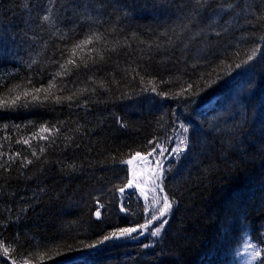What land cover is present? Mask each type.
I'll return each mask as SVG.
<instances>
[{
    "label": "trees",
    "instance_id": "1",
    "mask_svg": "<svg viewBox=\"0 0 264 264\" xmlns=\"http://www.w3.org/2000/svg\"><path fill=\"white\" fill-rule=\"evenodd\" d=\"M107 4L0 0V105L21 96L17 107H0V264H236L244 237L259 264L261 0ZM45 14L55 23H41ZM92 33L99 42L74 47ZM33 86L46 91L24 97ZM65 96L72 101L53 102ZM184 137L161 181L174 201L161 236L86 247L154 214L120 192L129 181L122 161ZM25 157L32 163L21 167Z\"/></svg>",
    "mask_w": 264,
    "mask_h": 264
},
{
    "label": "snow or ice",
    "instance_id": "2",
    "mask_svg": "<svg viewBox=\"0 0 264 264\" xmlns=\"http://www.w3.org/2000/svg\"><path fill=\"white\" fill-rule=\"evenodd\" d=\"M198 2H199V0H198ZM100 3H101L102 7L103 6L111 7V4H107V0H100ZM232 7H233V5H231V4L227 5V8H232ZM261 8L264 9V0H261ZM47 11L50 13L51 9H48ZM259 18L264 19V12H262V14ZM49 22L55 23L52 20V17L50 14H45L41 17V23H49ZM93 37H96L97 42H99V40L101 39V37L98 34L92 33L85 40H82L79 43L75 44L74 47L79 48L82 45L92 44L93 43ZM115 50L116 49H112V51H115ZM100 59L103 60L104 57L101 56ZM31 63L35 64L36 61L33 60ZM68 63L72 64L73 61L69 60ZM61 67L63 68V65H61ZM85 67H87V65H85ZM57 75H59V73H57ZM54 79L55 78H53V81L49 83V85H48L49 88L52 87V84L54 83ZM141 79H143V78L141 77ZM29 83L31 84V78H29ZM189 87H191V86H189ZM42 91H46V89H44L42 87L33 86L32 91L31 92L30 91H24L23 96L28 97L29 95H32V92L40 93ZM177 95H180V94L178 93ZM20 99H21V96L16 95L11 100L10 103L2 104V105H0V107H8V108L17 107L18 101H20ZM32 99H33V101H36L38 99V97L33 95ZM47 99H48V97L46 95L45 100H47ZM62 100L72 101V96H65L63 98L57 97L53 102L59 103ZM121 127H124V124L122 122H121ZM181 128L183 129L184 132H188V128L185 127L184 125H181ZM40 131L50 133V131H59V130L58 129L50 130L47 127H41ZM39 138L41 140L46 139L45 136H40ZM187 141H188V137H184V138L180 139L179 144H177L176 147L172 148L171 150H169L167 147L159 144V142H156V146L151 151H149L147 153V156L153 157L154 161H155V166L153 167V172H155L157 168L159 169V174L156 176V180L163 181L167 171L169 170L167 167V162H168L169 157L178 156L180 153H183L185 151V147L187 146ZM17 142L19 143L20 141H17ZM22 142L24 144L29 143V141L27 139L23 140ZM149 143L151 144V143H153V141H149ZM157 149H159L158 152H157ZM40 151H41V153H43L44 148L42 147L40 149ZM32 155L37 156V153L33 152ZM37 158L39 159V157H37ZM137 158L145 159V157L140 156V153H136V155L132 159H137ZM148 162H149V164H152V160H149ZM31 163H32V161L28 160L25 157L22 164H21V167H25L27 164H31ZM122 163L131 164L132 160L130 159L127 161H122ZM0 167H3V165H0ZM71 167H74V166H71ZM131 185H132V182L128 181V187L129 188L131 187ZM156 186L160 189L161 192L164 191L163 187H161L160 184H157ZM119 190L123 195H127V193H125V189L123 187H121ZM162 199H163V207L159 209V215L153 214L150 217H146L147 222L145 224L139 226L140 229H147L148 225L151 224L154 220H160V223L154 229H152L149 232V235H151L154 238H159L161 236L162 230L164 229L165 225L168 223V220L166 218L165 219H161V218L166 217V215L169 214V210L172 208L173 203H174V201L170 202L169 198L167 196H163ZM120 211L121 212L127 211V209L125 207V203L123 200H121ZM96 217H97V219H100V217H101V212L99 209L96 211ZM137 232H138L137 227L122 228V229H119L118 231H112L108 235H104L103 238L97 240V242L95 244H89V245H86V247L94 248L100 244L105 243L106 241L117 240V239L124 238V237H131V235L133 233H137ZM145 247H149V245L146 244ZM248 247L253 249V252L251 253V255L253 256V259H257V258L261 257V252L259 250H257L256 244L249 243ZM69 250H71V248H69ZM5 255H7V252H5ZM259 264H264V258H261L259 260Z\"/></svg>",
    "mask_w": 264,
    "mask_h": 264
},
{
    "label": "rangeland",
    "instance_id": "3",
    "mask_svg": "<svg viewBox=\"0 0 264 264\" xmlns=\"http://www.w3.org/2000/svg\"><path fill=\"white\" fill-rule=\"evenodd\" d=\"M169 150L176 147L179 144L178 140L174 141L173 146H169L165 143H159ZM159 149H157V152ZM167 155V154H166ZM141 157H145V159H132V163L125 165L128 168V177L129 181L132 182L131 187L126 186V191L134 192L138 195L140 199L145 203L146 209L153 212L155 215H159V209L163 207V199L164 191L161 192L160 189L156 186L157 184L161 185L160 180H156V176L159 174V169L157 168L155 172H153V167L155 166V161L153 157H148L147 154L140 155ZM170 158V157H169ZM149 160H152V164H149ZM172 211V208L169 210V214L166 217H162L161 219H167ZM168 220V219H167ZM160 220H154L151 224L148 225L147 229H138L137 233H133L131 237H124L117 240H111V243L126 241L127 239L139 238V237H152L149 235V232L154 229ZM244 241L242 245L237 249L234 253V260L236 264H254L256 259H253L251 253L253 249L248 247V244L251 243L248 238L244 237ZM156 239V238H154ZM258 250V249H257Z\"/></svg>",
    "mask_w": 264,
    "mask_h": 264
},
{
    "label": "bare ground",
    "instance_id": "4",
    "mask_svg": "<svg viewBox=\"0 0 264 264\" xmlns=\"http://www.w3.org/2000/svg\"><path fill=\"white\" fill-rule=\"evenodd\" d=\"M68 261H70V260H67L66 262H68Z\"/></svg>",
    "mask_w": 264,
    "mask_h": 264
}]
</instances>
